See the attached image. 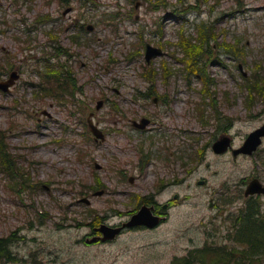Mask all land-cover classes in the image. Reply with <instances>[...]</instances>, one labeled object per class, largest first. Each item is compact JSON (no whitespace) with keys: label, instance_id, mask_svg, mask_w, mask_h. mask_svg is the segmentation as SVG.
<instances>
[{"label":"rangeland","instance_id":"rangeland-1","mask_svg":"<svg viewBox=\"0 0 264 264\" xmlns=\"http://www.w3.org/2000/svg\"><path fill=\"white\" fill-rule=\"evenodd\" d=\"M147 44L162 49L149 62ZM62 66L77 92L60 101L42 90ZM13 70L0 89L16 170L0 167V239L15 242L0 264H171L208 242L233 245L248 182L264 184V138L252 155L232 153L264 125V0H0V81ZM142 117L145 130L132 125ZM224 136L231 148L214 152ZM152 196L172 201L160 225L87 242Z\"/></svg>","mask_w":264,"mask_h":264},{"label":"trees","instance_id":"trees-1","mask_svg":"<svg viewBox=\"0 0 264 264\" xmlns=\"http://www.w3.org/2000/svg\"><path fill=\"white\" fill-rule=\"evenodd\" d=\"M241 0H239V3ZM118 15L116 13L102 18L103 21L113 22ZM85 28V25H82ZM206 30L202 33L205 40ZM215 35V34H214ZM75 41H79L81 36H73ZM184 41H189L184 38ZM207 41V38H206ZM79 43V42H78ZM190 48L194 47L192 42H188ZM225 49L228 53L234 55H242L240 41L235 42H225ZM188 50L186 44L184 45ZM189 48V49H190ZM189 51V50H188ZM65 54L67 50L64 51ZM196 61L192 65H195ZM63 72L53 71L52 75L44 76L47 79L45 82L43 90L46 95L53 96L57 99L66 100L65 97H74L77 92L76 82L73 80L72 72L62 66ZM52 80L49 81V77ZM72 77V78H71ZM258 84H256L257 86ZM252 86V85H251ZM49 90V91H47ZM74 90V91H73ZM151 95V94H150ZM250 104V103H249ZM201 119L205 121L204 111L201 112ZM230 123L232 119L229 120ZM207 122V119L206 121ZM3 157V158H2ZM12 155L9 152V148L4 146L3 139L0 134V167L2 165H7L13 171L15 170V163L11 160ZM203 157V150L198 151L196 160H201ZM164 185H160L162 189ZM260 195L257 194L253 196L246 197L245 206L241 208L237 215L233 216L232 228L234 229L232 233L228 234V240L233 242L232 246L229 245H214L208 242L203 247L195 248L189 250L184 256H175L171 264H256L260 262L264 264V207L263 203L258 198ZM145 199V198H144ZM230 198L223 200V203H231ZM144 203L150 204L147 200ZM97 224H94V227ZM144 227V226H140ZM93 234L98 233L95 228L92 230ZM10 239H0V255L11 256V245L15 241ZM13 259V258H12Z\"/></svg>","mask_w":264,"mask_h":264},{"label":"water","instance_id":"water-1","mask_svg":"<svg viewBox=\"0 0 264 264\" xmlns=\"http://www.w3.org/2000/svg\"><path fill=\"white\" fill-rule=\"evenodd\" d=\"M70 8L66 9L64 14L69 12ZM89 30L93 29V26H88ZM162 49L158 47H154L150 44L146 46V53L145 57L147 62L154 56L161 55ZM20 74L17 70H13L9 77L6 80L0 81V89L4 91H9L11 87H13L19 79ZM155 102H157L155 100ZM104 101L101 99L97 102L96 108L99 109L103 106ZM93 113L91 112L88 115L87 122L89 125V129L93 134L96 141L104 140L105 133L103 130L98 126V124L93 122ZM134 126L145 129L150 124V119L147 117H142L139 121H133ZM264 138V125L259 127L248 134L247 138L245 139L243 145L239 148H232V153L234 156L238 154L244 155H252L254 154L259 147L263 143ZM214 152L216 153H223L231 148V138L229 136H224L223 138L215 141L212 145ZM134 178H131V182H133ZM200 183H204V181H200ZM246 197L257 195V194H264V184L259 178H253L250 180L246 186V190L244 192ZM167 207V205H165ZM165 218L162 216L154 213V206L148 205L146 203L142 204V206L130 217L129 220L123 222L119 226H109L107 224H101L99 227L95 228V231L100 232V234L94 235L92 238H88L87 242H95L97 240L101 241H109L115 239L123 229L126 227H137V226H144L149 229H153L160 225Z\"/></svg>","mask_w":264,"mask_h":264},{"label":"flooded vegetation","instance_id":"flooded-vegetation-1","mask_svg":"<svg viewBox=\"0 0 264 264\" xmlns=\"http://www.w3.org/2000/svg\"><path fill=\"white\" fill-rule=\"evenodd\" d=\"M146 96H149V94L147 93V94H145ZM159 99V98H158ZM158 99H156V101L158 102ZM134 121V120H133ZM133 121H132V125L134 126V124H133ZM137 121H139V120H137ZM150 124H151V119H150ZM149 124V125H150ZM148 125V126H149ZM147 126V127H148ZM135 128H138V127H136V126H134ZM146 127V128H147ZM145 128V129H146ZM138 129H140V128H138ZM145 129H142V130H145ZM177 198V195H175V197H174V199H176ZM147 201L148 202H150V204L149 205H153L154 206V213L155 214H158V215H160V216H162L163 218H167V216H166V212H165V210L166 209H168L169 208V206L171 205V203H172V201L170 200L169 202H167V203H164V204H159V202L155 199V196H152V197H150V198H148L147 199ZM147 204V203H146ZM165 205H167V207H165ZM161 207H162V209H161ZM164 219V220H165ZM163 220V221H164ZM96 234H100V233H96Z\"/></svg>","mask_w":264,"mask_h":264}]
</instances>
